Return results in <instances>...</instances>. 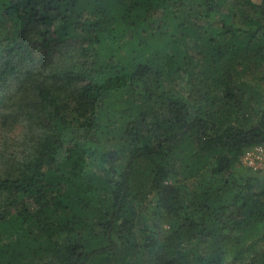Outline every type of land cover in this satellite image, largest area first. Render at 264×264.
Listing matches in <instances>:
<instances>
[{"label": "trees", "instance_id": "obj_1", "mask_svg": "<svg viewBox=\"0 0 264 264\" xmlns=\"http://www.w3.org/2000/svg\"><path fill=\"white\" fill-rule=\"evenodd\" d=\"M0 124V264H264V0H0Z\"/></svg>", "mask_w": 264, "mask_h": 264}, {"label": "rangeland", "instance_id": "obj_2", "mask_svg": "<svg viewBox=\"0 0 264 264\" xmlns=\"http://www.w3.org/2000/svg\"><path fill=\"white\" fill-rule=\"evenodd\" d=\"M189 48H190V52H194L191 44L189 45ZM24 135H25V127L23 125L18 124L15 127H13V129H11V132L5 133V131L3 130L0 124V152L6 149H8V153H12V154H14L15 151L19 152L21 146H19L18 144H20V142L24 139ZM19 156L20 155H18L17 157ZM241 164L242 165L240 166L239 171L242 175H247V176L258 175L259 177H261V179H264V172L254 171L253 169L249 168V166L245 165L244 162H242V160H241ZM4 167L5 166L0 158V172L1 170H3Z\"/></svg>", "mask_w": 264, "mask_h": 264}, {"label": "built area", "instance_id": "obj_3", "mask_svg": "<svg viewBox=\"0 0 264 264\" xmlns=\"http://www.w3.org/2000/svg\"><path fill=\"white\" fill-rule=\"evenodd\" d=\"M242 162L254 171L264 172V145L248 149L241 158Z\"/></svg>", "mask_w": 264, "mask_h": 264}]
</instances>
